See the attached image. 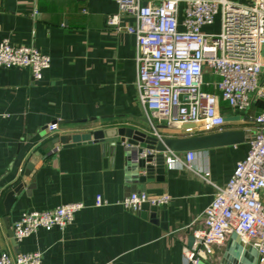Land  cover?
<instances>
[{
	"label": "crops",
	"instance_id": "1",
	"mask_svg": "<svg viewBox=\"0 0 264 264\" xmlns=\"http://www.w3.org/2000/svg\"><path fill=\"white\" fill-rule=\"evenodd\" d=\"M116 12L115 0H0V40L34 47L51 59L41 80L27 68L0 67V253L38 251L45 264H183L184 248L202 227L215 189L182 164L185 153L168 154L174 162L162 182L140 183L127 178L121 143H70L41 158L25 176L33 155L60 136L107 126L152 134L139 102L136 38L128 32L135 21L124 16L117 29L108 27L107 17ZM259 87L264 92V69ZM222 113L234 116L224 103ZM157 130L186 137L163 124ZM227 130L243 129L230 124ZM247 151L248 141L196 152L193 167L207 165L212 183L223 187ZM21 185L6 214L7 194ZM141 192L170 200L139 211L122 205L128 195ZM98 195L106 205L94 206ZM76 202L84 209L64 230L40 229L13 242V225L23 212ZM226 245L215 248L208 264H219Z\"/></svg>",
	"mask_w": 264,
	"mask_h": 264
},
{
	"label": "built area",
	"instance_id": "2",
	"mask_svg": "<svg viewBox=\"0 0 264 264\" xmlns=\"http://www.w3.org/2000/svg\"><path fill=\"white\" fill-rule=\"evenodd\" d=\"M117 12L106 25L118 28L122 17L135 24L128 32L136 38L139 102L152 135L163 136L157 124L185 136L227 131L238 124L249 133L246 156L237 161L225 186L210 180L207 165L196 171V152L185 153L182 164L215 189L212 202L201 215L202 227L193 231V244L183 250V264H208L215 248L224 246L236 234L245 249L257 251L264 264V112L251 114L264 92L259 79L264 69V0H115ZM219 20V32L206 29ZM51 66L48 55L29 46L0 40V67L27 68L41 80ZM216 78L208 82L206 75ZM213 89L215 92H211ZM226 104L238 120L226 122ZM1 117V115H0ZM184 125L195 128L181 130ZM57 124L48 126L50 132ZM144 152L142 156H145ZM176 155V154H173ZM174 160L167 158L168 166ZM167 195L151 197L131 193L121 202L130 210L143 206L163 207ZM106 205L98 195L95 207ZM83 203H67L45 211H26L13 225V237L22 242L40 229L64 230ZM0 264H45L41 252L0 253Z\"/></svg>",
	"mask_w": 264,
	"mask_h": 264
},
{
	"label": "water",
	"instance_id": "3",
	"mask_svg": "<svg viewBox=\"0 0 264 264\" xmlns=\"http://www.w3.org/2000/svg\"><path fill=\"white\" fill-rule=\"evenodd\" d=\"M238 119V117L225 118V121L231 122ZM195 127V125H184L181 130ZM248 138L247 131L227 130L180 138L167 137L160 141L156 136L134 128L107 126L90 133H77L52 139L33 155L27 165L25 176L28 178L41 158L61 145L119 142L126 147L124 165L129 180L146 183L148 180L156 179L158 182H162L168 167V154L202 152L221 147L238 146L248 141ZM144 152L148 153L142 156ZM22 187L21 185L7 194L4 202L6 214L9 213L15 197L19 195ZM13 242L15 243V240ZM17 253L19 252L17 251ZM219 264H260V260L255 249H245L241 245L239 237L232 234Z\"/></svg>",
	"mask_w": 264,
	"mask_h": 264
},
{
	"label": "rangeland",
	"instance_id": "4",
	"mask_svg": "<svg viewBox=\"0 0 264 264\" xmlns=\"http://www.w3.org/2000/svg\"><path fill=\"white\" fill-rule=\"evenodd\" d=\"M208 32H212V33H218L219 32V20L217 19L215 24L213 25V27L206 29ZM209 74L206 75V79H209ZM261 111H264V98L260 99L255 105H254V109L252 108L251 110V114L252 115H256L258 113H260Z\"/></svg>",
	"mask_w": 264,
	"mask_h": 264
},
{
	"label": "trees",
	"instance_id": "5",
	"mask_svg": "<svg viewBox=\"0 0 264 264\" xmlns=\"http://www.w3.org/2000/svg\"><path fill=\"white\" fill-rule=\"evenodd\" d=\"M209 90H210L211 92H213V93L215 92L213 89H209Z\"/></svg>",
	"mask_w": 264,
	"mask_h": 264
}]
</instances>
